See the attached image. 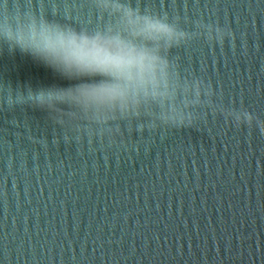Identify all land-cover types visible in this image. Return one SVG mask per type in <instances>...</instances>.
Instances as JSON below:
<instances>
[{
	"label": "clouds",
	"instance_id": "clouds-1",
	"mask_svg": "<svg viewBox=\"0 0 264 264\" xmlns=\"http://www.w3.org/2000/svg\"><path fill=\"white\" fill-rule=\"evenodd\" d=\"M95 6L103 8L111 22L86 29L49 19L31 7L23 9L19 2L10 9L5 0L0 50L30 56L70 82L37 89L27 85L13 90L9 85L7 104H28L55 114L71 101L102 97L122 114L141 113L146 107L158 111L153 130L195 127L192 109L210 94L209 83L182 74L171 52L204 38L198 31L219 35L223 28L197 21L196 30L190 31L179 18L138 7L132 0H96ZM229 121L264 134V119L248 109L231 113Z\"/></svg>",
	"mask_w": 264,
	"mask_h": 264
}]
</instances>
